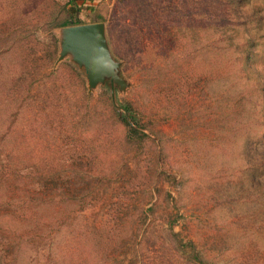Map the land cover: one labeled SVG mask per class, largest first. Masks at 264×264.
Listing matches in <instances>:
<instances>
[{
  "label": "rangeland",
  "instance_id": "374dc122",
  "mask_svg": "<svg viewBox=\"0 0 264 264\" xmlns=\"http://www.w3.org/2000/svg\"><path fill=\"white\" fill-rule=\"evenodd\" d=\"M4 196L0 264H264V0H0Z\"/></svg>",
  "mask_w": 264,
  "mask_h": 264
},
{
  "label": "water",
  "instance_id": "95a60500",
  "mask_svg": "<svg viewBox=\"0 0 264 264\" xmlns=\"http://www.w3.org/2000/svg\"><path fill=\"white\" fill-rule=\"evenodd\" d=\"M84 69L89 87L110 77L111 87L116 81L115 63H111L101 22L64 26L57 59L67 54ZM115 80V81H114Z\"/></svg>",
  "mask_w": 264,
  "mask_h": 264
},
{
  "label": "trees",
  "instance_id": "16d2710c",
  "mask_svg": "<svg viewBox=\"0 0 264 264\" xmlns=\"http://www.w3.org/2000/svg\"><path fill=\"white\" fill-rule=\"evenodd\" d=\"M69 1H71V0H69ZM72 1H73V0H72ZM69 22H70V21H68V20H64L63 22H61V23L58 24V25L65 26V25H68ZM54 59H55V56L51 58V60H54ZM113 108H114V110H116V113H117L118 109L115 108L114 106H113ZM124 108H125L127 111L130 110V108H129L127 105H125ZM119 120L124 124V126H127V127L129 128L130 133H132L133 135H134V134H135V135L140 134V136H139L140 138H142L143 136H147V134H146L145 132L140 131V130H137V129L131 127V126L129 125V122L127 121V119H126L123 115L119 117ZM8 197H10V196H8ZM10 198H11V199L6 198L5 196H4V197H0V205L7 204V203H8V204H12V202H13V200H15V198H12V197H10Z\"/></svg>",
  "mask_w": 264,
  "mask_h": 264
}]
</instances>
